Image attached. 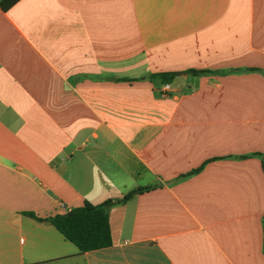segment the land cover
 Returning a JSON list of instances; mask_svg holds the SVG:
<instances>
[{
    "label": "crops",
    "instance_id": "1",
    "mask_svg": "<svg viewBox=\"0 0 264 264\" xmlns=\"http://www.w3.org/2000/svg\"><path fill=\"white\" fill-rule=\"evenodd\" d=\"M3 1L0 264H264V0Z\"/></svg>",
    "mask_w": 264,
    "mask_h": 264
},
{
    "label": "trees",
    "instance_id": "2",
    "mask_svg": "<svg viewBox=\"0 0 264 264\" xmlns=\"http://www.w3.org/2000/svg\"><path fill=\"white\" fill-rule=\"evenodd\" d=\"M19 0H4L2 7L9 9ZM193 73H202L193 71ZM175 73L154 74L151 77L158 78L165 84H170ZM127 81H133L127 79ZM263 161L264 155L260 156ZM153 187H140L124 196L117 203H126L133 197L139 194L153 190ZM114 205L112 200H107L102 204L94 205L86 202L84 206L72 209L66 214L56 215L46 221L54 225L64 237L75 244L82 253L94 250H100L112 246V231L110 226L109 212ZM31 217H36L34 214H29Z\"/></svg>",
    "mask_w": 264,
    "mask_h": 264
},
{
    "label": "built area",
    "instance_id": "3",
    "mask_svg": "<svg viewBox=\"0 0 264 264\" xmlns=\"http://www.w3.org/2000/svg\"><path fill=\"white\" fill-rule=\"evenodd\" d=\"M170 92V85L169 84H165L163 86V89H162V94L163 96H167V94Z\"/></svg>",
    "mask_w": 264,
    "mask_h": 264
}]
</instances>
